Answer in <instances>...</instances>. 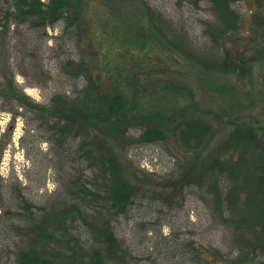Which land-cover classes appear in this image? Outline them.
<instances>
[{
	"label": "rangeland",
	"instance_id": "374dc122",
	"mask_svg": "<svg viewBox=\"0 0 264 264\" xmlns=\"http://www.w3.org/2000/svg\"><path fill=\"white\" fill-rule=\"evenodd\" d=\"M11 2L0 0V85L11 83L27 103L52 109L53 97L82 96L88 85L82 67H102L101 84L121 94L130 116L202 121L203 157L226 159L217 169L220 186L246 189L264 204V175L250 172L254 156L264 155V0L223 1L237 15L230 26L207 0H70L65 17L77 16L75 24L62 19L46 28L3 20ZM225 26L235 29L222 36ZM12 97L0 95V264H14L29 221L75 201L81 185L96 189L79 152L81 137L59 135L44 111ZM127 127L125 138L133 142H119L117 162L134 173L139 189L112 220L123 264H231L241 234L236 213L229 218L226 206L203 202L207 190L195 178L182 192L173 189L180 171L174 147L141 143L142 123ZM176 143L187 150L183 140ZM160 183L174 185L154 192ZM80 224L62 237L63 246L69 243L60 264H83L76 254L83 246L73 239L86 240Z\"/></svg>",
	"mask_w": 264,
	"mask_h": 264
},
{
	"label": "trees",
	"instance_id": "16d2710c",
	"mask_svg": "<svg viewBox=\"0 0 264 264\" xmlns=\"http://www.w3.org/2000/svg\"><path fill=\"white\" fill-rule=\"evenodd\" d=\"M11 1L12 11H7L3 17L5 21L12 17L18 22L27 21L34 28H46L62 19L66 20L68 27H72L76 22L77 16L68 19L65 17L70 0H49L47 3L40 0ZM207 1L213 3L214 10L216 8L224 13L223 23L229 25L232 20H236L237 15L233 12L229 14L223 7L222 2L228 0ZM230 1L232 3L235 0ZM147 10L152 13L150 9ZM225 27L227 29L222 36L232 33L235 29V26L230 29ZM101 68L92 64L87 68L82 67L88 80L82 96L76 99L53 97L52 109L27 103V99L18 94L11 83L7 86L0 85V95L3 91H12V98L20 103L22 101L23 106L34 112L44 111L45 120L56 121L53 127L59 135L71 133L77 138L81 137L79 152L90 162L94 173L92 184L96 187L93 190L81 185L82 187L77 189L75 201L53 208L23 226L21 232L26 238L25 244L17 249L14 264H60V257L67 251L65 246L69 243L68 241L63 246L62 237L77 223H81L87 234L84 242L77 237L73 238L75 245L83 246L81 252L80 249L76 251L83 264H123L126 261L124 249L113 232L112 220L126 212L139 187H134L132 183L134 173L129 175L121 171L117 162L116 146L120 141L125 142V147L132 144L133 140L125 138V131L128 125L135 122L143 125L141 143L161 141L172 145L178 153L180 171L174 175L173 189L182 192L195 178L198 184L206 187V194L201 195L203 202L226 206V215L229 218L236 213L239 221L235 230H241L237 241L239 252L237 258L230 263L264 264V260L259 258L260 254L264 255V229L259 228V223H264V204L257 197L253 199L246 189L234 191L230 190L228 185L220 186L223 172H218L217 169L221 166L219 163L226 159L217 156L203 157L199 146L208 132L206 125L190 115L183 123H174L173 116L163 117L164 115L159 113L152 116H130L123 105L121 94L116 90H105L101 84L106 75ZM176 139L186 142L187 150L178 146ZM244 142L251 145L247 139ZM198 163L199 166L196 165ZM251 163L250 172L264 175V155L262 158L259 155L254 156ZM163 184L155 186L154 192L165 191L174 185ZM252 210L254 212L250 213ZM213 253L216 257H223L218 252Z\"/></svg>",
	"mask_w": 264,
	"mask_h": 264
}]
</instances>
